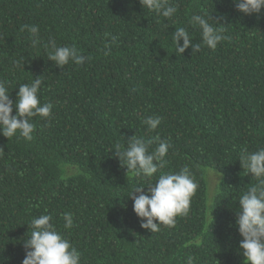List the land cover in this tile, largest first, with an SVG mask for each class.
<instances>
[{"label": "trees", "instance_id": "16d2710c", "mask_svg": "<svg viewBox=\"0 0 264 264\" xmlns=\"http://www.w3.org/2000/svg\"><path fill=\"white\" fill-rule=\"evenodd\" d=\"M169 3L177 9L170 19L140 0H0V80L15 102L19 86L40 77L41 104L53 105L48 118H30L31 141L0 134V264H22L28 225L43 214L81 252V264H186L190 255L195 264H245L238 200L257 180L238 159L264 148V9ZM198 14L224 29L215 50L190 23ZM24 25L38 26L37 36ZM178 27L199 52L176 53ZM50 40L91 59L62 69L48 59ZM149 116L162 118L155 131L143 123ZM135 135L151 141L149 152L157 135L172 145L150 180L127 175L108 151ZM184 166L198 185L187 214L154 233L142 228L129 196Z\"/></svg>", "mask_w": 264, "mask_h": 264}, {"label": "clouds", "instance_id": "9594fccd", "mask_svg": "<svg viewBox=\"0 0 264 264\" xmlns=\"http://www.w3.org/2000/svg\"><path fill=\"white\" fill-rule=\"evenodd\" d=\"M140 3L143 8L169 19L177 11L169 0H140ZM233 3L239 12L246 15L260 13L264 9V0H233ZM209 19L213 20L212 16L198 14L191 17L190 23L199 26L203 45L215 50L227 37L223 34L224 29L213 26ZM216 22L222 25L219 21ZM23 28H26L33 37L39 32L38 26L35 25H24ZM115 40L116 37L113 36L112 41ZM172 41L176 53L180 55L189 47L193 53L201 50V44H194L184 27L176 28L172 33ZM38 42V39H34V43ZM48 47H50L48 59L62 69L70 62L83 65L91 59L81 54L75 45L58 46L55 40H50L49 45H46V48ZM107 54L108 52H105V55ZM42 83L40 77H36L31 83L21 84L14 102L8 94L6 82L0 80V134L8 139L17 134L27 141L33 139L35 125L30 122V118L35 116L48 118L53 108L51 103L41 104L38 93ZM14 108L16 115L12 114ZM161 119L159 116H149L143 123L147 125L149 131H155ZM155 140L159 143L151 152H149L151 141L145 142L136 135L128 139L126 148L116 143L108 151L127 168V175L131 172L135 176H143L150 180L158 170L166 166L165 157L172 147L170 141L161 140L159 135ZM238 160L243 169L247 170L248 174H253L257 180V183L241 194L238 200L240 207L237 210L236 225L242 237L239 247L243 250L245 264H264V148L255 152H248L245 149ZM147 186V193L143 186H139L129 197L133 200V211L140 218V226L153 233L159 231L161 224L172 225L175 217L187 214L191 197L198 187L188 166L182 167L179 172H162L155 183L150 182ZM62 218L64 227L71 229L72 214L65 212ZM51 221L52 216L49 214L31 220L28 225L31 232L24 241L25 258L22 264H81V252L57 231ZM186 264H195V257L188 256Z\"/></svg>", "mask_w": 264, "mask_h": 264}]
</instances>
